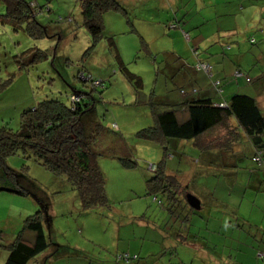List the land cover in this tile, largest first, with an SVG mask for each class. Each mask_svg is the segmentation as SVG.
Listing matches in <instances>:
<instances>
[{"label": "rangeland", "instance_id": "obj_1", "mask_svg": "<svg viewBox=\"0 0 264 264\" xmlns=\"http://www.w3.org/2000/svg\"><path fill=\"white\" fill-rule=\"evenodd\" d=\"M34 1L40 7L35 19L45 26L46 33L37 38L27 33L26 19L12 16L0 0V14H6L0 19V126L17 129L23 109L44 99L68 103L70 93L82 92L92 114L83 118L90 116L102 128L95 137V150L107 198L104 205L83 209L78 191L65 175H55L31 155L18 152L7 157L6 164L16 171L20 185L29 190L31 203L25 218L37 211L47 214L43 217L48 241L51 238L59 243L48 258L50 264H68L66 259L70 264H132V257L130 261L117 260L123 248L134 249L143 242L147 246L151 244L149 235L154 240L153 236L162 232L170 239L187 237L190 242H195L197 235L205 240L214 238L222 261L229 260V253L235 256L238 252L240 263H247L244 251L251 246L249 237L255 242L264 238V150L263 161L257 162L254 147L242 135L233 147L230 164L215 158L205 165L193 140H172L165 156L161 145L136 134L153 124L150 101L180 98L181 74L187 76L185 89L191 84L199 92L212 89L215 78L220 77L226 100L235 91L254 96L257 80L249 85L236 83L235 62L232 73L225 76L215 74L214 69L210 74L189 66L197 58H211L215 53L229 55L234 49L240 53L239 69L252 77V57L260 68L264 67V55L253 56L254 49L264 42V32L257 38L264 28V10L263 17L251 11V6L258 5L253 0H203L202 11L194 0H116V8L102 12V34L94 42L82 24L78 0ZM253 15L255 21L263 20L258 29L253 27L256 23L247 28ZM234 17L240 29L229 35L227 28L234 24ZM171 19L188 21L198 30L184 26L192 37L186 41L180 31L184 24L170 29L162 25ZM108 36L113 38L124 65L141 77L140 92L136 93L124 76ZM236 40L239 42L235 46H227ZM39 54L43 56L37 59ZM20 56L28 60L18 67L15 60ZM181 61L188 67L184 68ZM230 62L227 58L225 65ZM209 94L215 97L213 91ZM76 96L80 94L75 93L73 100L79 99ZM259 101L264 111L263 96ZM112 124L118 126L116 131ZM161 162L168 172L178 174L179 188L198 198L199 209L189 206L186 192L171 201L149 189L147 183L155 175L152 164ZM155 193L156 199L152 196ZM227 225H234L236 231ZM218 226H222L221 231ZM13 239L3 238L2 245L8 246ZM161 239L157 243L165 240ZM168 241L172 248L166 260L189 264L186 261L194 256L184 251L189 245Z\"/></svg>", "mask_w": 264, "mask_h": 264}, {"label": "trees", "instance_id": "obj_2", "mask_svg": "<svg viewBox=\"0 0 264 264\" xmlns=\"http://www.w3.org/2000/svg\"><path fill=\"white\" fill-rule=\"evenodd\" d=\"M78 1L82 24L95 42L102 34V12L109 8H116L117 2L116 0ZM253 1L260 3L257 0ZM3 2L7 5V11L12 16H16L20 20L26 19L25 29L30 36L37 38L46 34L45 26L39 24L35 19L36 11H40L36 1L3 0ZM194 3L198 5L199 11L203 10L200 8V6H205L203 0H194ZM4 17L6 14H0L1 20ZM69 18L71 21L72 18ZM182 24L184 22L181 19H171L162 25L165 29H170L178 28ZM183 27L180 29L181 34L185 35L186 41H188L192 37ZM107 38L112 44V48L116 50L114 55L124 76L133 84L136 93L140 92L142 88L141 77L131 72L124 65L113 38L109 36ZM34 49L35 47L31 48L32 51ZM193 50L197 56V50ZM37 51L41 52L39 49ZM41 53L44 54V52ZM39 55L37 59L43 56ZM26 60H28L26 56H20L19 59L16 58L15 62L20 67ZM201 62L211 64L207 58L200 57L190 64L189 68H192L193 71H204L197 66ZM181 64L184 68L188 67L185 61H181ZM234 71L242 73L238 77L233 75L236 81L240 77H245L247 82L251 81V78L246 76L247 73L242 72V70L237 68ZM207 73H213L212 64L211 71ZM82 75L87 79L90 78L88 75ZM182 75L185 76L183 79ZM180 77L182 79L180 82L182 85L178 87L180 98L167 100V98L155 97L154 102L150 101L153 124L142 128L136 136L161 145L165 149V156L168 155L169 147H172V140H193V143L200 148V154L205 165L207 162H214L215 158L228 165L231 163L228 160L231 159L232 161L234 145L244 135L256 151L254 156L258 158V161L253 159L254 156L252 159L257 162L263 161L261 153L264 150V111H262L263 109L256 97L234 92L226 102L215 100L216 95L210 97L202 94L192 84L190 88L185 89L184 84L188 83L186 81L187 76L181 74ZM220 81V79L214 80L215 87L212 88L215 94L223 92ZM2 84L0 79V87ZM75 93L80 94L78 100H73ZM83 97L82 92L75 90L69 94L68 103L61 99L41 100L32 104L30 108L27 107L21 111L20 125L17 129H12L7 125L0 126V191L7 190L18 194L29 193L27 188L20 185L16 171L6 164L8 156L21 152L23 155L33 156L37 162L55 175H65L71 186L78 191L83 209L106 204L104 178L97 164L98 153L95 150V137L102 128H100L101 124L97 120L90 117L92 115L90 104L86 103ZM220 103H224V105H220ZM84 115L90 116L83 118ZM112 130H117L116 124H112ZM152 165L155 175L147 183L152 192H161L171 201L179 200L178 194L188 193L186 188L185 190L179 188L178 174L168 172L163 162ZM156 193L152 195L154 199L157 198ZM44 215L47 214L44 212L40 214L37 211L24 219L21 229L7 246L8 256L4 264H27L30 259L48 247L49 241L44 229ZM242 220L248 221L247 219ZM238 225L241 226L242 224ZM27 232L33 234L31 240L27 237ZM257 240L264 244L263 238ZM180 242L183 243L184 241L181 240ZM1 244L0 232V246H2ZM255 254L258 258L264 259V249H257ZM118 255L117 260H124L118 258ZM134 255L138 257L137 254Z\"/></svg>", "mask_w": 264, "mask_h": 264}, {"label": "crops", "instance_id": "obj_3", "mask_svg": "<svg viewBox=\"0 0 264 264\" xmlns=\"http://www.w3.org/2000/svg\"><path fill=\"white\" fill-rule=\"evenodd\" d=\"M200 8L204 10V6H200ZM235 8L237 9V7H235ZM263 10H264V2L258 3L257 6H251V11H253L254 13L259 12L260 17H263L262 13H261ZM254 16L255 15H253L251 20L248 22V25H247L248 29H250L253 26L252 23H256V25L253 26L256 29H258V27L261 26V24L263 23V20L261 18L258 21H255ZM188 25L191 27V29L198 30L197 28L193 27L192 24L190 25L188 21L184 22L183 26L188 27ZM227 29H229V35H234V34H237L239 32L238 30L240 29V25L236 21V17H234V24L230 28H227ZM262 32H264V28L262 29V31L259 32L260 35L257 38H260V36L262 35ZM249 34L250 33H247V35H249ZM200 42H201V40H200ZM238 42H239V40H236L235 44L233 43V45L231 44L229 47L231 48V47L235 46ZM262 49H264V42L259 44V49H257V48L254 49L253 56L257 57V54L264 55L262 52ZM229 53H230L229 55H226L225 53H223L221 55L218 53H215L214 55H211V58L207 57V59L212 64V70L213 69L215 70V74L220 73V75L225 76V74H227V73L228 74L232 73V71L234 69L233 62H235L234 64L236 66V69L237 68L239 69L238 66H240V64H241V61L239 58L240 53L235 52L234 49L230 50ZM227 58L229 60H231V62L228 65H225V60ZM259 64H256L254 62V57H252V63L250 64V66H251L250 72L253 73V76L250 77L251 81L247 82L245 77H240L236 81V83H238V84L240 82L241 83L243 82V83H248V85H249L254 79H256L257 82H256V85L254 87V91H256V93L254 96L256 97V99L258 101H259L261 96H263V98H264V67L260 68ZM262 66H264V64ZM227 67L229 69H227ZM246 73L249 74L248 72H246ZM181 77L183 79L185 76L182 75ZM215 79L221 80L220 77L215 78ZM183 82H185V80H183ZM194 87H195V85H194ZM210 91H213V88L212 89H210V88L203 89L202 94L209 95L210 97H212V95L209 94ZM223 92H225V90ZM235 92H239V91H235ZM250 92H253V91H250ZM222 93L221 94H215L217 98H214V99L226 102L227 100L225 99V95H223ZM259 103H260V101H259ZM116 127H118V126H116ZM27 197H28L27 194H18V193H14V192L7 191V190L0 191V232H1V236H2V242H3V238H4V241L12 240L17 235L18 231L21 229L20 226H22L24 223V218L26 216V213L28 212L29 204L31 203V201ZM221 227L222 226H218L217 230L221 231ZM228 228L233 229V231H236L234 225H230V226H228ZM238 229H239V227H238ZM238 234H242V231L239 230ZM26 235L28 238H30V240L33 238V234L31 232H27ZM155 235L156 236H153L155 241L150 239V235L148 237L149 242H151V244L144 246L145 242H143L140 246L139 245L135 246L134 249H131V246L128 249L123 248V251H121V252H129L130 254H133V255L137 254L138 255V257L132 258V259H134V260H132V262H130L132 264H184V261L182 263L180 261L179 262H172V259L166 260V257H165V255L168 253L169 249L172 248L171 243L168 240L177 241L178 243L181 240H183L184 241L182 243L183 245H189L188 247L184 246L185 247L184 251L187 253H190V255H194L192 258H190L189 261H186V262H191V264H241L240 260L238 259L239 258L238 252L236 253L235 256H233L231 253H229V260L225 259L222 261V258L220 259L219 255H218L219 250H217L215 247L217 244L215 243L214 238H211L209 240H205V239L201 238L199 235H197V237L194 239L195 242H190V241H188L187 237L170 239V238H168L167 233H163V232L161 234H155ZM161 238H164L165 240L162 243H160V241H159V243H157L158 239L162 240ZM249 239L252 241V243H251V246L247 247L244 251V253L248 254L247 263H245V264H264V259L262 260V259L258 258L255 254L257 249H260V248L264 249V244H262V242H260V241L255 242L250 237H249ZM263 240H264V238H263ZM48 246L50 248L49 254H46V251H48L47 247H46L45 250L38 253L34 258L30 259L27 262V264H47V263L50 264L48 258H49V256H53L55 254L56 250L59 247V243H57V241H52V239L50 238ZM254 246H256L257 248H255ZM190 247H193V248H190ZM229 252H231V251H229ZM177 255H178V253H177ZM7 256H8V247L5 245L0 246V264L5 263ZM140 256H142V257H140ZM232 256L235 259L234 261L232 260ZM53 258L56 259V256ZM66 260H67V263L70 264L69 259H66ZM135 261L137 263H133Z\"/></svg>", "mask_w": 264, "mask_h": 264}, {"label": "built area", "instance_id": "obj_4", "mask_svg": "<svg viewBox=\"0 0 264 264\" xmlns=\"http://www.w3.org/2000/svg\"><path fill=\"white\" fill-rule=\"evenodd\" d=\"M198 67H201L204 71L206 72H210L211 71V64L209 62H201L200 64L197 65ZM242 73H240L239 71H235L234 75L235 76H240ZM78 97V96H76ZM220 105H224V103H220ZM256 159H258L256 157ZM135 258V255H130L129 252H122L121 254L118 255V258H122L124 260H129L130 258Z\"/></svg>", "mask_w": 264, "mask_h": 264}, {"label": "water", "instance_id": "obj_5", "mask_svg": "<svg viewBox=\"0 0 264 264\" xmlns=\"http://www.w3.org/2000/svg\"><path fill=\"white\" fill-rule=\"evenodd\" d=\"M187 203L189 204V206H191L194 209L200 208V201L195 195L191 193H187Z\"/></svg>", "mask_w": 264, "mask_h": 264}]
</instances>
